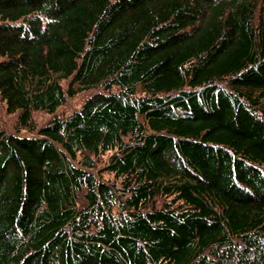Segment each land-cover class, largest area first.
<instances>
[{
  "label": "trees",
  "instance_id": "16d2710c",
  "mask_svg": "<svg viewBox=\"0 0 264 264\" xmlns=\"http://www.w3.org/2000/svg\"><path fill=\"white\" fill-rule=\"evenodd\" d=\"M0 103V264H264V0H0Z\"/></svg>",
  "mask_w": 264,
  "mask_h": 264
},
{
  "label": "rangeland",
  "instance_id": "374dc122",
  "mask_svg": "<svg viewBox=\"0 0 264 264\" xmlns=\"http://www.w3.org/2000/svg\"><path fill=\"white\" fill-rule=\"evenodd\" d=\"M86 95L87 94L78 95L76 97L77 100H75V103H78L80 101V99ZM2 107H3V105L0 103V125H3L6 128L10 129L13 125V120H12L13 116L9 113H6ZM70 107H71V103H69L67 107H64L63 110H68ZM63 112H65V111H63ZM35 116H36L37 120H42L45 118V115L41 114V113H37Z\"/></svg>",
  "mask_w": 264,
  "mask_h": 264
}]
</instances>
